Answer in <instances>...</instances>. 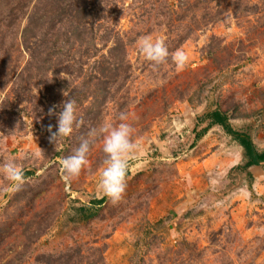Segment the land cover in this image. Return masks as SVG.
<instances>
[{"label":"rangeland","instance_id":"374dc122","mask_svg":"<svg viewBox=\"0 0 264 264\" xmlns=\"http://www.w3.org/2000/svg\"><path fill=\"white\" fill-rule=\"evenodd\" d=\"M146 35L185 69L153 72ZM68 98L84 123L54 144ZM120 113L137 148L113 205L102 137L70 184L60 161ZM262 151L264 0H0V164L25 176L0 173V264H264Z\"/></svg>","mask_w":264,"mask_h":264},{"label":"clouds","instance_id":"9594fccd","mask_svg":"<svg viewBox=\"0 0 264 264\" xmlns=\"http://www.w3.org/2000/svg\"><path fill=\"white\" fill-rule=\"evenodd\" d=\"M138 48L145 60L150 62L153 72L158 73L161 66L167 64L170 59L177 71H183L188 64V57L182 50L170 54L163 38L154 39L151 35L142 36L138 41ZM56 107L54 105L50 108L48 115L57 117V130L53 132L51 125L47 129L50 133V142L54 144L63 138L70 137L74 127L78 129L84 123L82 118L77 117V105L74 99H66L60 105L59 113H56ZM118 119L120 121L118 124H105L99 129H90L87 134L88 138L82 137L73 154L63 157L60 161L62 179L65 183L70 184L80 177L82 171L89 164L87 157L91 145L98 137H102L104 159L100 171L99 187L103 195L113 205L119 204L125 196L129 161L137 148L133 142L135 129L127 122V115L120 113ZM41 153L43 154L42 151ZM0 173H3L9 182L3 187V191L15 192L23 187L25 183L24 170L14 159L0 164ZM212 183L215 184L216 181L212 180Z\"/></svg>","mask_w":264,"mask_h":264},{"label":"trees","instance_id":"16d2710c","mask_svg":"<svg viewBox=\"0 0 264 264\" xmlns=\"http://www.w3.org/2000/svg\"><path fill=\"white\" fill-rule=\"evenodd\" d=\"M210 117H212L211 119L216 123V124H220L224 127L225 130H227V125L225 123V119L224 117L221 116V114L217 111V110H211L209 113H208ZM208 130L207 127H203L200 129V132L195 134V138H199L201 137L206 131ZM240 139H241V142L243 144V146L246 148V149H249V141L248 139L246 138L245 135H240ZM254 156L250 157V161H248L247 165H249L251 163V161L254 160V162H261V161H264V151L260 152V153H255L253 154ZM91 203H95V201H91Z\"/></svg>","mask_w":264,"mask_h":264}]
</instances>
